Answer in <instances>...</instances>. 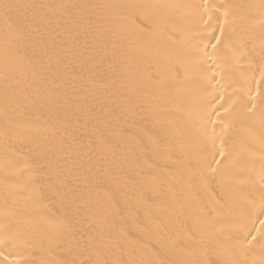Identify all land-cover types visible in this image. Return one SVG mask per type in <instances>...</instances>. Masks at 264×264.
<instances>
[{"label": "bare ground", "instance_id": "6f19581e", "mask_svg": "<svg viewBox=\"0 0 264 264\" xmlns=\"http://www.w3.org/2000/svg\"><path fill=\"white\" fill-rule=\"evenodd\" d=\"M261 221L264 0H0V264H261Z\"/></svg>", "mask_w": 264, "mask_h": 264}, {"label": "snow or ice", "instance_id": "6c2138e0", "mask_svg": "<svg viewBox=\"0 0 264 264\" xmlns=\"http://www.w3.org/2000/svg\"><path fill=\"white\" fill-rule=\"evenodd\" d=\"M5 7L7 8L9 6L8 5H5ZM225 111H227V110H225ZM220 155H223V152H221ZM261 223H264V221H261ZM262 238H264V234H262ZM255 239H256V237L253 236L252 237V240H255ZM252 240H249L248 243L251 244L252 243ZM0 243H3V241H0ZM0 255H2V253H0ZM261 264H264V261H261Z\"/></svg>", "mask_w": 264, "mask_h": 264}]
</instances>
